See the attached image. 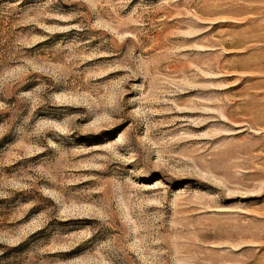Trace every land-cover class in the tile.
Listing matches in <instances>:
<instances>
[{
  "label": "rangeland",
  "instance_id": "obj_1",
  "mask_svg": "<svg viewBox=\"0 0 264 264\" xmlns=\"http://www.w3.org/2000/svg\"><path fill=\"white\" fill-rule=\"evenodd\" d=\"M0 264H264V0H0Z\"/></svg>",
  "mask_w": 264,
  "mask_h": 264
},
{
  "label": "bare ground",
  "instance_id": "obj_2",
  "mask_svg": "<svg viewBox=\"0 0 264 264\" xmlns=\"http://www.w3.org/2000/svg\"><path fill=\"white\" fill-rule=\"evenodd\" d=\"M247 247V246H246ZM248 249V248H247Z\"/></svg>",
  "mask_w": 264,
  "mask_h": 264
}]
</instances>
